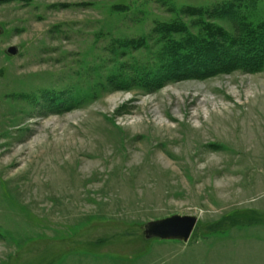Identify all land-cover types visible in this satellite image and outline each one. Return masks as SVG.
I'll return each mask as SVG.
<instances>
[{"label":"rangeland","instance_id":"rangeland-1","mask_svg":"<svg viewBox=\"0 0 264 264\" xmlns=\"http://www.w3.org/2000/svg\"><path fill=\"white\" fill-rule=\"evenodd\" d=\"M232 16L264 31V0H0V264H235L264 238V68L172 73ZM174 215L187 243L145 238Z\"/></svg>","mask_w":264,"mask_h":264},{"label":"trees","instance_id":"trees-1","mask_svg":"<svg viewBox=\"0 0 264 264\" xmlns=\"http://www.w3.org/2000/svg\"><path fill=\"white\" fill-rule=\"evenodd\" d=\"M188 12L189 10L186 9L183 14L187 15ZM232 18L234 21L235 16ZM233 23L232 35L213 25L206 26V38L202 42L189 43L187 48L193 47L185 57L180 56L179 53L176 55L172 64V73L175 76L180 74L183 77L206 79L238 70L248 72L262 70L264 31L262 28L251 29L250 26L239 21ZM162 28L167 34L180 32V29L173 25H165Z\"/></svg>","mask_w":264,"mask_h":264},{"label":"water","instance_id":"water-1","mask_svg":"<svg viewBox=\"0 0 264 264\" xmlns=\"http://www.w3.org/2000/svg\"><path fill=\"white\" fill-rule=\"evenodd\" d=\"M20 49L10 46L6 49L9 56H17ZM198 218L196 216L174 215L165 219L151 221L144 226L146 239L176 240L187 243L194 232Z\"/></svg>","mask_w":264,"mask_h":264},{"label":"crops","instance_id":"crops-1","mask_svg":"<svg viewBox=\"0 0 264 264\" xmlns=\"http://www.w3.org/2000/svg\"><path fill=\"white\" fill-rule=\"evenodd\" d=\"M244 240L241 243H236V247L229 252L226 246L225 251L228 254L235 255V264H264V238L247 242Z\"/></svg>","mask_w":264,"mask_h":264}]
</instances>
